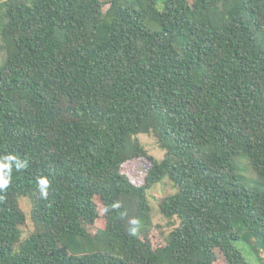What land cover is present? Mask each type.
<instances>
[{"label": "trees", "instance_id": "obj_1", "mask_svg": "<svg viewBox=\"0 0 264 264\" xmlns=\"http://www.w3.org/2000/svg\"><path fill=\"white\" fill-rule=\"evenodd\" d=\"M0 60V264L264 262V0H4Z\"/></svg>", "mask_w": 264, "mask_h": 264}, {"label": "rangeland", "instance_id": "obj_2", "mask_svg": "<svg viewBox=\"0 0 264 264\" xmlns=\"http://www.w3.org/2000/svg\"><path fill=\"white\" fill-rule=\"evenodd\" d=\"M4 0H0V3ZM104 2H108L109 0H103ZM106 4V3H105ZM108 8V5L104 6V10ZM1 63V60H0ZM139 139L143 146L146 148L147 152L152 155L154 158L161 159L163 157V151L157 145L155 139L150 135H140ZM149 167L147 161L138 160L126 163L122 166L123 173L127 174L130 179L137 185H142L143 177L146 173V169ZM163 184V185H162ZM156 186V187H155ZM151 188V190L147 191V196L149 199V204L153 209V222L154 224H161L160 228H154L151 230L150 234L148 235V239L154 248L161 246L165 243L167 236L169 234L170 229L165 226V221L160 218L157 213V201L159 198L169 195L175 191V188L172 184L166 179L158 185H155ZM21 206L26 213L29 211V204L26 199L21 200ZM99 208V213H100ZM27 230L30 229L29 222L27 224ZM104 228V220L103 217L100 216L99 219L95 221L93 226L89 228V231L94 232L95 229H103ZM241 249V245H239ZM244 253V252H243ZM263 255V254H262ZM264 264V262H262Z\"/></svg>", "mask_w": 264, "mask_h": 264}, {"label": "clouds", "instance_id": "obj_3", "mask_svg": "<svg viewBox=\"0 0 264 264\" xmlns=\"http://www.w3.org/2000/svg\"><path fill=\"white\" fill-rule=\"evenodd\" d=\"M9 159H11V158H9ZM7 167L8 166L6 164L0 165V168H7ZM8 183H9L8 175H7V173H5L4 176L0 177V188H6ZM43 184H44V187L46 188L47 181H44ZM45 195H46V193H45Z\"/></svg>", "mask_w": 264, "mask_h": 264}]
</instances>
